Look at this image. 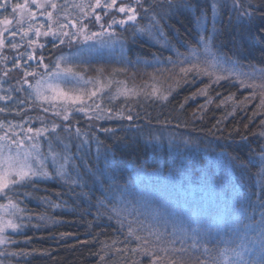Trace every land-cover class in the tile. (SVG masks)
Returning a JSON list of instances; mask_svg holds the SVG:
<instances>
[{
	"label": "snow or ice",
	"instance_id": "1",
	"mask_svg": "<svg viewBox=\"0 0 264 264\" xmlns=\"http://www.w3.org/2000/svg\"><path fill=\"white\" fill-rule=\"evenodd\" d=\"M32 5L41 10L40 14L44 15V9L47 5L38 4L37 0H32ZM95 0L94 4L75 5L79 9V27L77 23L73 22L71 28L74 30L64 31V27L60 26L59 30L53 31L51 23H49V30L41 32L40 28H34L30 25L28 31H24L22 27L17 29V26L22 25L25 17L34 20L36 13L29 8L28 0L23 3L16 2V0H0V61L7 65L8 58L3 55L5 48L12 51H17L20 47L17 44L16 37L19 35L23 41L30 31H34V35L38 38L40 36L52 37L53 47H59L68 44L69 47L76 45H84L89 50L95 47V44H89V41L99 42L104 45L106 41H112L116 36L114 29L120 27L123 31H127L129 27L133 29L132 39L147 38L149 43L154 47L157 43L154 42L155 37L165 38L163 28L169 26V21L176 16L183 13L192 14V20L196 25V39L195 45L185 43L186 52H180L178 49L172 48L170 41L165 39V43L161 45L164 50L170 51L171 55L164 59H157L153 54V60H143L137 57L136 64H145L146 66H153V64H169L181 65L179 68L180 75L188 82L189 75L192 76L193 81L198 77H207L209 84L204 88L199 89L196 93L185 98V102L194 101L195 99L206 96L207 93L216 86H222L224 83H232L233 86L238 82L239 86L245 90H250L249 96L244 99L247 101L259 99L257 107L264 109V68H257V66L249 62L246 66L251 69L248 72H237L235 69L245 67L241 62V50H246L248 46H258L261 54V63H264V0ZM50 7L55 11L57 5L51 3ZM85 9H89L86 11ZM99 10V11H98ZM104 12L105 16L112 11H116L124 18L117 20L113 17L105 27L103 17L99 14ZM20 14V19L16 21L14 26L13 20L16 14ZM227 16L225 21L224 16ZM12 17V18H10ZM53 12H47L48 21L51 22ZM94 18L95 24L99 27V31H91L85 20L91 21ZM146 20L148 23L141 27L139 21ZM210 25V26H209ZM219 25V26H218ZM225 32H228L232 44V55L221 50L218 46L223 43L221 39ZM106 38V39H105ZM58 41V43H57ZM124 41L121 40L123 47ZM28 46L32 49V53L24 52L18 53L11 60L13 69H21L23 71L24 79L18 82V86H10L8 89H3L2 84L7 82L9 71L7 68L0 76V91L6 92V95H0V101H4L5 106L0 107V113L6 111L11 113L12 109L7 107L8 104L14 105L16 109H24L28 104V99H20L13 97L12 92L24 91V86L31 91L29 98L34 102H39L40 110L45 114H49L50 108H54L53 101H61L60 111H53L52 115L61 120L60 124L52 123L45 120L43 117L36 118L41 125L51 124V127L33 128L31 126L25 129V125H31L33 117L24 116L23 111L17 112V115L22 117L21 123H14L12 121L0 122V200H7V203H0V245L14 244L7 235L9 229L14 234L26 235L22 229L27 226L23 223L25 220L40 219L43 221L47 217L26 216V208H21V200L14 202L13 197L23 196L25 199H31L27 192L20 191V189L31 188L32 191H39L35 187L36 184L42 182H60V187L64 191L60 193H53L59 199L67 196L73 203L80 201L88 204L90 199H96L97 204H92L90 207L97 209V215L100 214V209H104L116 216L119 219V212L117 211L115 199L116 191H119L118 185L115 184L116 172L112 161L115 159L114 152L109 145L105 144L100 139V135L105 136L106 139L113 140L115 144L125 147H131L141 140L147 145L152 144L155 147L156 142L162 140V135H156L152 131L151 124L144 127H137L135 121L140 119L138 113L129 109L128 114L125 115L123 111L113 113L111 109L104 110L99 104L95 103L94 98L97 97L98 92L102 89H97L90 93L82 92L79 95L69 94L60 90L58 85H54L52 81H65L82 83L85 86L89 83L98 84L99 81L84 80L83 77L76 72H73L71 67L62 68L61 62H67L69 58L60 55L55 58L52 65L44 63V57H36L34 52L37 48L43 50L44 45H40L34 39L28 40ZM176 57L173 59L172 57ZM76 56L73 59H80ZM21 60L24 61L21 64ZM128 63H133L131 60ZM38 65L41 72L33 70L29 71L33 65ZM203 65V67H201ZM222 65L230 67L224 68L223 72L218 74V70ZM29 77L35 79V84L29 83ZM257 80L260 82L257 83ZM179 83V82H178ZM171 91V89L169 90ZM46 92L52 94L46 95ZM118 95H125L124 92L117 93ZM220 93L216 94L219 98ZM87 97V99H85ZM157 100H168V96L157 95L155 91L151 94ZM149 97V98H151ZM228 101H233V96L229 95L226 99L220 101L221 107ZM213 100L209 98L208 104ZM47 104V106H44ZM184 104L179 105L180 110H183ZM71 109V111H70ZM200 111H204V106H201ZM84 115L89 121L95 119L98 121H115L118 126L115 128L97 127L96 124L89 123L87 130L81 129L77 125L73 126L70 117L77 114ZM264 115V112L258 113ZM196 113H193L195 116ZM232 114L229 113L228 116ZM257 113H254V116ZM227 118V117H226ZM202 120V117H201ZM127 122L125 127L124 122ZM165 124L168 122L165 121ZM221 121L217 120L213 125V129L223 131L221 128ZM186 126V125H185ZM247 128L248 125H245ZM260 127L264 129V120L261 121ZM18 129V131H17ZM66 132L68 135L65 143L56 134L57 130ZM135 132L136 136H119L120 132ZM211 131V130H210ZM261 139H264V131L256 133ZM170 143H174L177 139L174 133L170 134ZM185 144L191 143L190 137L180 138ZM246 137H241L245 141ZM43 140L44 145L47 146L43 150L41 144ZM59 149L57 151L56 149ZM230 160L233 157H228ZM261 168H264V144L259 146V154L256 157ZM235 159H239L236 157ZM97 165H100L97 167ZM240 167L245 168L246 165L241 164ZM51 168V171H49ZM258 176L264 175L258 173ZM89 182L95 185L97 183L106 184L107 195L103 198L95 197L92 189L89 187ZM79 189V191H77ZM47 191V189H45ZM124 194L120 192L122 197ZM109 196L112 198L109 199ZM244 203L241 204L238 210L237 223L240 225L239 229L235 231L234 235L239 243L234 248H225L222 250L223 260L220 264H264V183L259 187L255 184L251 186L248 191L244 193ZM48 205L55 211L61 207L60 204H54L51 200L47 201ZM66 204L67 201H64ZM79 207V204L76 205ZM75 213V207L72 209ZM83 215H92L89 208H86ZM137 217L141 214L137 213ZM5 217H13L18 219L21 223L14 222V219H6ZM95 218V217H94ZM57 223H66V221H53L55 226ZM132 223H138V220L129 222V236H134L136 229L132 228ZM37 231L40 230L39 225L33 226ZM124 227L121 222V228ZM139 230H144V225H140ZM192 235H189V229L177 228L175 223L172 224L171 233L167 232V225H165V232L161 233L159 229H150L148 234L155 236L159 241L162 236L169 235L172 237L168 244L172 247H163L153 249L151 252L146 249H141L143 255L151 257V264H161L160 253L165 254H183L190 249L199 250L203 243V251H209L207 243L204 242L203 237L198 234L196 228L191 229ZM70 234H61L60 239L65 238ZM52 240H57L56 236L51 237ZM136 240H142V237L136 236ZM191 239L192 244L188 245L187 240ZM32 237L26 236V243H31ZM145 243L147 241H144ZM232 241H225L226 244ZM179 244L176 248L174 245ZM132 251H137L133 249ZM228 253H231L230 257ZM35 253L8 252L7 250L0 252V264H7L10 258L25 257L34 255ZM41 255H50L47 252H41ZM232 257H235L234 259ZM200 264H205L201 261Z\"/></svg>",
	"mask_w": 264,
	"mask_h": 264
},
{
	"label": "trees",
	"instance_id": "2",
	"mask_svg": "<svg viewBox=\"0 0 264 264\" xmlns=\"http://www.w3.org/2000/svg\"><path fill=\"white\" fill-rule=\"evenodd\" d=\"M23 1L16 0L19 3ZM55 2L65 12L67 18L72 19L79 14V9L75 5H88L93 0H56ZM2 15L7 14H0V18ZM224 19L226 21V14ZM29 23L32 24V22ZM36 23L37 21L33 25ZM147 23L146 20L139 21L141 27ZM168 23L170 27L163 28L165 38L155 37L156 47L149 43L147 38H138L134 41L133 29L129 27L126 32L123 31L117 35L120 41L118 48L120 45L122 47L121 40L124 41L123 56L116 50L102 47L87 63L84 61L73 66L75 71L87 78L92 77L93 81H99L98 84L103 88L101 92H98L97 97L108 107L116 108L120 107V104L132 103L144 112L146 119V122L140 120L135 125L144 127L151 124L152 131L156 135L163 134L162 140L156 142L155 147L152 144L146 145L143 140L131 147H125L100 135V139L111 147L115 155L112 164L116 172L115 184L119 189L116 191L115 199L119 219L104 209H100V214L97 215V209L90 207L92 204H97L96 199H90L88 204L80 201L73 203L67 196L58 199L53 193L64 191L59 181L38 183L35 187L39 191H32L31 188L20 189L31 196V199H25L23 196L13 197L14 202L23 201L20 207L28 210L24 215L47 218L43 221L40 219L23 221L27 227L22 231L26 235L14 234L11 229L7 231V235L16 243L1 245L0 252L7 250L8 252L35 253L25 257L10 258L7 264H151V257L143 255L140 250L146 249L151 252L153 249L172 247L168 244L170 240H149L141 233L136 223L131 225L133 229H136L135 235L128 234L129 222L134 220L128 208L132 204V198L137 196L138 189L148 183L149 174L170 177L173 181L196 188L208 183L215 184L213 188L216 189V186L230 183L233 186L230 189L242 193L233 198L237 207L245 202V191H248L253 184L259 187L264 183V175H257L264 174V168L259 166L260 162L256 158L259 154V146L264 144V139L256 135L264 131L260 127L264 115L258 114L264 112V109L257 107L258 98L252 101L244 99L249 96L250 90L241 88L238 82L234 86L230 82H222V86L214 87L206 96L185 102L186 97L209 84L207 77H198L193 81L192 76L189 75L188 82H185L179 73L181 65L146 66L135 63L137 57L151 61L153 54L157 59L169 57L171 52L161 47L165 39L170 41L172 48L182 53L187 51L184 47L185 43L195 45L196 25L192 20V14H180ZM28 24L24 22L19 26L29 30ZM28 39H35V36L30 35ZM221 39L223 43L218 41V46L231 56L232 44L228 32H225ZM172 58L176 59L174 56ZM129 60L133 63H128ZM241 62L245 65L243 68L250 69L246 66L249 62L254 63L258 69L264 68L258 46L250 45L246 50H241ZM4 84L8 88L17 86L15 83L4 82ZM120 89H125L123 92L126 94L118 95ZM154 91L157 95L168 96V100L162 101L151 97ZM29 92L30 90L25 88L24 99H28ZM217 93H220L219 98L216 97ZM11 95L20 99L23 96L20 92H12ZM229 95L233 96V101L217 107L220 101ZM209 98L213 100L211 104L207 103ZM181 104L185 105L183 110L179 108ZM12 106L14 109V105ZM201 106H204V111H200ZM8 108L11 109V106ZM193 113L196 115L193 116ZM229 113L232 115L228 116ZM254 113L257 115L254 116ZM217 120L221 121L220 126L223 131L213 129ZM165 121L168 123L165 124ZM124 125L127 127L126 124ZM245 125L248 127L246 128ZM172 133L177 137L174 143L169 142ZM56 135L68 143L67 135L59 129ZM117 135L136 136L137 133L129 131L120 132ZM181 137H190L192 142L185 144ZM241 137L247 139L242 141ZM46 148L47 146L44 145L43 150ZM56 150L59 151L58 148ZM229 156L234 159L230 160ZM236 157L239 159H235ZM241 164L246 167H240ZM89 187L95 197L102 199L104 195H107L106 184L93 185L89 182ZM230 189L226 190L230 191ZM120 192L124 194L122 197ZM111 198L109 196V199ZM48 200L54 204H60L61 207L53 211L47 203ZM64 201L67 203L65 204ZM0 203H7V200H0ZM77 204L79 207L76 206ZM74 207L75 213L72 211ZM86 208L90 209L92 215L81 216L80 213H83ZM234 209L238 216L237 208ZM237 216L232 215L224 218L223 222L217 223L210 233H206L208 237L203 241H209L214 236V232L220 228L230 232L232 228L228 222L231 220L233 225H236ZM11 219L14 218L11 217ZM53 221H66V223H57L54 226ZM14 222L21 223L18 219H14ZM121 222L124 224L123 228H121ZM36 225H39V231L33 227ZM61 234L70 235L60 239ZM26 236L32 237L31 243L25 242ZM52 236H56L57 240H52ZM136 236L142 237V240H136ZM210 241L211 243H207L209 249L207 253L203 251V243L199 250L190 249L183 254L160 253L161 264H200L201 261L205 264H220L223 260L224 241ZM237 243L239 240L233 243L231 248H234ZM187 244L191 245L192 240H187ZM174 247L179 248L180 245L176 244ZM133 249L137 251H132ZM41 252H47L50 255H41Z\"/></svg>",
	"mask_w": 264,
	"mask_h": 264
},
{
	"label": "rangeland",
	"instance_id": "3",
	"mask_svg": "<svg viewBox=\"0 0 264 264\" xmlns=\"http://www.w3.org/2000/svg\"><path fill=\"white\" fill-rule=\"evenodd\" d=\"M56 0H37L38 4H45L47 5L46 9H44V15H41V10L37 9L32 5V0H28L29 8L32 12L36 13L34 20L27 19V16L25 17L24 22L27 24L29 22H32V24H28L27 26L32 25L34 28H40L41 32H45L49 30V23H51V29L53 31L59 30L60 26H67L64 27V31H70L74 30L70 26L73 22L77 23V27H79V14L78 16H74V18L70 19L67 18L65 12L62 11L61 7L57 4V10H53L50 5L51 3H55ZM24 2V1H23ZM22 2V3H23ZM124 2H127V0H124ZM95 0L91 4H94ZM120 3V0H118V5ZM117 5V6H118ZM89 11V10H88ZM99 11V10H98ZM47 12H53L52 21L49 22L47 18ZM104 19L103 23L105 27H107L110 20L115 17L117 20L123 19L124 17L117 13L116 11H112L110 14L105 16L104 12L99 13ZM12 18V17H10ZM20 19V14L17 13L16 17L13 20L14 26H16V21ZM37 21L36 25H33ZM85 23L88 24V27L91 31H99V27L95 24L94 18L89 21L85 20ZM2 27V26H0ZM20 26H17V29H19ZM24 31H28L26 29H23ZM116 36L113 37L112 41H106L104 45H100L99 42H93L89 41V44H95V47L89 50L84 45H76L74 44L72 47H69L67 43H65L62 46L59 47H53L52 43V37H36L34 35V31H30L28 36L34 35L35 39L38 44L44 45L45 47L43 50H40L37 48L34 52V55L36 57L43 56L44 57V63L52 65V62L55 60L56 57L60 56L61 54L65 57L69 58L67 62H61L62 68H68L71 67L73 72L79 73L84 80H93L91 78H87L82 73L75 71L74 67L77 63L82 62H88L89 59H91L94 54H96L97 51H99L102 47H109L112 50L118 51V53L123 56L122 53V47L120 45V48H118L119 44V37L117 35L121 34L123 30L120 27H116L114 29ZM106 39V38H105ZM28 37H26L23 41L20 39V36L18 35L16 37V43L20 45L18 52L9 50L8 48H5L3 51V55L8 58V63L5 65L3 61H0V76L3 75V72L6 70V68L9 71L7 83H15V85L18 86V82L22 81L24 79L23 71L21 69H13L11 60L14 56H16L18 53H24L29 52L32 53V49L28 46ZM58 43V41H57ZM79 56L80 59H73V57ZM24 61L21 60V64H23ZM203 67V65H201ZM230 67L228 65H222L221 69L218 70V74L223 72L224 68ZM30 72L33 70L41 72L43 74V70L39 68L38 65H33L31 68L28 69ZM237 72H248L251 71V69L247 68H237L235 69ZM224 75H227L226 72H223ZM35 79H39V77H36ZM35 79L32 77H29V83L35 84ZM260 81L257 80V83ZM54 85H58L60 90H63L65 92H69V94L79 95L82 92L90 93L92 91H95L97 89L103 88L100 84L95 83H89L88 86H85L82 83H75V82H65V81H52ZM3 89H7L6 85L2 84ZM24 88L27 89V85L24 86ZM30 90V89H29ZM125 89H120V92H123ZM31 91V90H30ZM8 93L0 91V95H6ZM22 99H24L25 96V90L20 92ZM46 95H51V92H46ZM87 99V97H85ZM95 103L93 104V107H95V104H99L102 109L108 110L111 109L112 112L118 113L123 111L125 115L128 114V110L132 109L136 113L139 114L140 119L138 121H135L134 123L137 124L140 120H143V122H146L144 112L138 108H136L132 103L130 105H124L120 104V107L116 108H110L101 101L98 97L94 98ZM4 101H0V107L5 106ZM54 108H50L49 114L45 115L40 110V104L39 102H34L32 99L28 97V104L25 105V108L22 109H13L12 104H8L7 107L11 106V113L9 114L8 111L5 113H0V122H7L12 121L14 123H21L22 117L17 115V112L23 111L24 116H30L33 117V122L31 125H25V129L29 126L33 128H41L44 126L51 127V124L48 125H41L36 118L43 117L45 120H49L52 123L60 124L61 120L55 118L52 115L53 111H60L62 102L57 100L53 101ZM44 106H47L45 104ZM71 111V109H70ZM73 126L77 125V122L79 124V127L81 129L87 130V125L89 123L96 124L97 127H106V128H115L118 126L117 122L115 121H98V120H91L89 121L84 115L77 114L72 115L70 117ZM124 124L127 125V122L125 121ZM18 131V129H17ZM61 131V130H60ZM63 132V131H61ZM64 134L68 135L66 132H63ZM2 134V133H0ZM41 144L44 146L43 140L40 141ZM148 183L138 189L137 196L132 198V204L130 208H128V212L132 213L133 219L138 220L137 227L140 229V225H144V230H140L142 234H144L149 240H157L155 236H150L148 234L150 229H159L161 233L165 232V225H167V232L171 233L172 231V224L175 223L177 228H187L189 229V235L191 236V229L196 228L198 230V234L203 237V239H206L208 236L206 233H210L212 231V228L217 225L219 222H223L224 218H229L232 215L237 216V212L234 208H237L239 210L240 207H237L235 204V201L233 200L234 197H236L239 194H242L241 192L234 191L230 188H233V186L229 184H221L219 186H216V189L213 188V185L215 184H208L205 183L200 185L198 188L185 185L180 182H176L171 180L170 177H162L159 174H149L147 177ZM230 189V191L226 190ZM232 193V194H229ZM137 213H140L141 215L137 217ZM2 214V213H0ZM6 219H11V217H5ZM133 220V221H134ZM231 222V223H230ZM229 226L232 228L230 232H225L221 228L216 230L214 232V236L210 238V240H223L224 241V248H231V245L233 243L238 242V239H236V236L234 235L235 231L239 229L240 225L236 223V225H233V222L230 220L228 222ZM172 237L169 235L162 236L160 240H171ZM191 240V239H188ZM231 240V243L226 244L225 241ZM1 246V245H0ZM233 248V247H232ZM228 255L231 257L232 254L228 253ZM233 259L235 257H232Z\"/></svg>",
	"mask_w": 264,
	"mask_h": 264
}]
</instances>
